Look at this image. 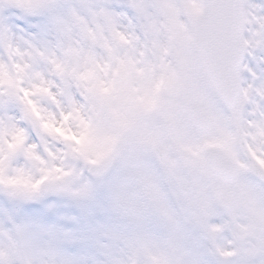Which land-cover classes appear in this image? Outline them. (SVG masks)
Here are the masks:
<instances>
[{"label":"snow or ice","instance_id":"obj_1","mask_svg":"<svg viewBox=\"0 0 264 264\" xmlns=\"http://www.w3.org/2000/svg\"><path fill=\"white\" fill-rule=\"evenodd\" d=\"M0 264H264V0H0Z\"/></svg>","mask_w":264,"mask_h":264}]
</instances>
